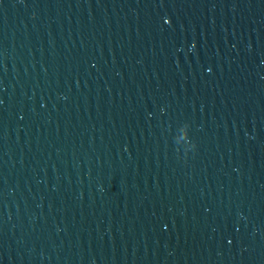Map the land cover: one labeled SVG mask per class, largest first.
Wrapping results in <instances>:
<instances>
[{
  "label": "water",
  "instance_id": "95a60500",
  "mask_svg": "<svg viewBox=\"0 0 264 264\" xmlns=\"http://www.w3.org/2000/svg\"><path fill=\"white\" fill-rule=\"evenodd\" d=\"M0 264H264V0H0Z\"/></svg>",
  "mask_w": 264,
  "mask_h": 264
}]
</instances>
